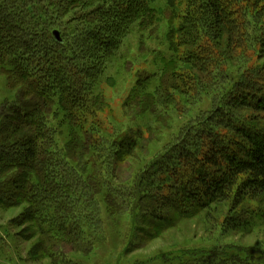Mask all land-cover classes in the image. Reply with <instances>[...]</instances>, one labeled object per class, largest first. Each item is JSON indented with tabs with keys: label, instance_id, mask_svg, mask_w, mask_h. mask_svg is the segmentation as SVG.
I'll return each mask as SVG.
<instances>
[{
	"label": "rangeland",
	"instance_id": "374dc122",
	"mask_svg": "<svg viewBox=\"0 0 264 264\" xmlns=\"http://www.w3.org/2000/svg\"><path fill=\"white\" fill-rule=\"evenodd\" d=\"M55 1L25 0L30 14L48 22L52 36L60 33L63 48L77 53L88 73L75 87L78 104L64 106L63 89L54 87L49 94L55 103H46L42 116L53 133L54 155H69V146L80 154L65 163L87 189L77 192L84 191L92 204L72 208L66 197L74 188L67 186L60 192L65 205L42 210L38 225L45 230L61 224L77 230L71 239L61 237L65 246L47 257L29 253L43 236L29 238L31 224L15 222L28 204L0 207V264H181L201 252L223 251L263 264L264 196L247 198L236 208L231 200L216 202L153 237V213L135 208L137 200L128 191L152 163L173 155L188 130L202 129L203 121L213 128V120L262 122L264 110L235 101L238 95L264 94V0H68L64 11ZM212 1L222 6L227 28L211 15ZM190 53L199 59L187 61ZM8 68H0V124L6 105L29 92L15 84ZM250 83L259 88L242 86ZM227 95L233 109L225 104ZM220 105L227 119L216 117ZM68 110L79 120L72 123ZM217 131L222 141L234 134L229 127ZM71 133L77 138L71 140ZM122 140L130 153L115 164ZM237 219L253 225L225 226ZM241 251H252L251 258H242Z\"/></svg>",
	"mask_w": 264,
	"mask_h": 264
},
{
	"label": "trees",
	"instance_id": "16d2710c",
	"mask_svg": "<svg viewBox=\"0 0 264 264\" xmlns=\"http://www.w3.org/2000/svg\"><path fill=\"white\" fill-rule=\"evenodd\" d=\"M54 5L57 10L64 11L69 1H55ZM209 7L215 22L223 27L222 6L212 1ZM27 8L25 0L0 2V68L9 67L8 73L16 81L15 84L29 90L25 95L28 97L8 103L2 113L0 207L10 209L22 203L28 204L15 222L18 225L31 224L27 229L31 228L29 238L38 233L43 236L29 253L33 257L40 254L47 257L50 251L59 252L65 246L61 237L71 239L77 230L66 224L59 225L55 230L52 227L45 230L38 225L42 210L47 212L61 208L65 194L60 192L65 193L67 186L74 188L66 197L68 204L71 201L72 206L69 205L72 208L85 210L92 202L87 194H81L84 191L77 192L80 188L78 175L65 163L69 158H79L80 154L69 146V155H54L53 133L47 126V119L42 116V107L49 102L55 103L49 94L54 87L63 89L60 100L64 106L69 104L73 108L78 104L76 99L81 94L75 92V87L88 69L82 68L84 65L77 53H68L61 41L52 36L49 23L39 21ZM34 37L38 39L34 40ZM95 38L101 40L100 36ZM193 59L199 57L190 53L187 61ZM242 86L249 88L247 90L259 88L251 83ZM238 96L235 102L240 106L264 110V94ZM225 99H229L226 106L233 109L235 103L231 96L227 95ZM68 111L67 117L72 123L79 120L77 112ZM225 113L227 111L220 105L215 115L218 119H227ZM261 118L262 122L254 119L250 123L231 119L227 125L213 120L214 128L203 121L202 129L197 127L186 132L182 145L172 152L173 155H165L146 169L144 176L128 192L129 197L137 200L135 208L142 206L144 212L153 213L150 220L156 232L151 236L177 227L181 218L192 217L216 202L231 200L236 208L247 198L264 196V117ZM219 127H229L235 135L230 134L222 141L217 138ZM117 143L121 147L114 155L115 164L124 162L130 153L129 143L126 145L125 140ZM130 143L133 144L132 139ZM63 162L66 167L59 168ZM116 172L118 168L114 169V174ZM187 172L190 174L186 175ZM80 189L87 191L85 187ZM84 198L88 200L84 201ZM243 222L237 219L225 226L243 230L253 225ZM71 244L77 247V244ZM241 252L245 254L241 255ZM241 252L245 260L252 256V251ZM229 255L225 251L201 252L181 264H248L235 255L227 257ZM259 258L264 264V255Z\"/></svg>",
	"mask_w": 264,
	"mask_h": 264
},
{
	"label": "water",
	"instance_id": "95a60500",
	"mask_svg": "<svg viewBox=\"0 0 264 264\" xmlns=\"http://www.w3.org/2000/svg\"><path fill=\"white\" fill-rule=\"evenodd\" d=\"M54 36H55V38H56L58 41H61L60 33H59L58 31H55V32H54Z\"/></svg>",
	"mask_w": 264,
	"mask_h": 264
}]
</instances>
